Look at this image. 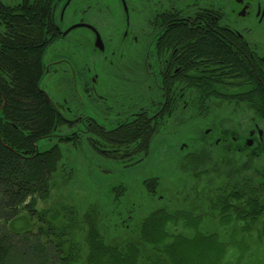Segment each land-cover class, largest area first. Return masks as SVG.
<instances>
[{
    "label": "flooded vegetation",
    "instance_id": "obj_1",
    "mask_svg": "<svg viewBox=\"0 0 264 264\" xmlns=\"http://www.w3.org/2000/svg\"><path fill=\"white\" fill-rule=\"evenodd\" d=\"M41 1L52 31L41 76L58 77L64 98L55 104L39 81L53 138H86L96 153L142 168L183 127L208 121L193 147L178 148V167L192 179L182 202H249V164L259 173L251 181L257 200L264 194V0H0V34L14 20L20 28L41 20ZM60 42L74 51L46 61ZM159 185L145 182L152 195ZM34 212V229L14 230L11 221L8 236L0 232V264H89L87 219L66 210L74 220L53 226L40 218L39 228ZM26 238L32 246L24 248Z\"/></svg>",
    "mask_w": 264,
    "mask_h": 264
},
{
    "label": "trees",
    "instance_id": "obj_2",
    "mask_svg": "<svg viewBox=\"0 0 264 264\" xmlns=\"http://www.w3.org/2000/svg\"><path fill=\"white\" fill-rule=\"evenodd\" d=\"M43 6L41 1V20L24 28H20L19 20H14V26L8 27L4 36L0 34V223L4 221L0 232L7 236L11 230L7 228L8 222L13 221V229L17 230L19 219L16 217L21 212L31 215L30 208L37 202H47L51 197L53 180L60 175V148L56 146L43 152L37 148L38 142L55 135L54 113L38 87L43 79L41 57L47 45H42L46 40L44 34L52 32L46 26L48 8ZM253 167L247 166L249 202H205L206 211L218 213L223 224L244 222L245 229L252 230L257 226L264 229V194L257 200V181H251L255 178L253 173L256 176L259 173ZM261 178L264 180L263 176ZM152 189L153 193L155 190ZM198 203L193 202L194 209L201 208ZM181 216L186 220L185 225L190 227L200 224L205 217L204 214L195 217L188 212L171 214L165 209L157 210L143 222L140 239L157 250L160 254L157 257H164L165 264H220L225 245L204 241L189 245L185 237L173 234V229L172 234L169 232V223L172 222L176 228ZM85 219L88 220V230L93 232L87 235L91 249L89 264H139L141 251L135 244L126 242V252L119 247L121 241L115 248L113 240H118L103 238L99 223L92 214ZM5 245L0 244V263L5 259Z\"/></svg>",
    "mask_w": 264,
    "mask_h": 264
},
{
    "label": "rangeland",
    "instance_id": "obj_3",
    "mask_svg": "<svg viewBox=\"0 0 264 264\" xmlns=\"http://www.w3.org/2000/svg\"><path fill=\"white\" fill-rule=\"evenodd\" d=\"M89 49L92 50L91 47ZM66 51L74 50L65 43H57L48 50L46 61L67 54ZM59 87L58 77H43L41 89L57 105L64 103V98L58 97ZM227 114L228 112L221 111L218 116L227 117ZM207 122L183 127L179 139L165 144L161 148V156L156 155L158 148H154L153 155L145 161L142 168L128 169L122 161L111 160L96 153L83 137H74L64 142H60L58 138L39 142L38 148L41 152L57 145L60 147L62 159L59 166L63 168V172L53 180L49 200L46 203L39 202L37 208V205L30 208L33 213L37 211V226L40 228L42 225L38 223L40 218L46 223H53V226L74 220L65 216L66 210L72 211L79 220L92 214L98 219V228L103 238L106 236L108 241H121L119 247L125 252L126 242L139 248V264H165L164 257H157L160 255L157 250L140 239L143 222L160 209H165L171 214L188 212L195 217L204 214L203 221L195 227L185 225L186 220L181 216L176 228H173L172 222L169 223V232L173 229V234L185 237L189 245L200 241L225 245L226 251L218 262L220 264H264V229L260 226L252 230L245 229L244 222L236 225L223 224L222 220L219 221L218 213L216 215L206 211L205 202H199L201 208L194 209L193 202L190 204L181 200L182 196L191 194L189 187L192 186V179L178 167L182 156L178 148L180 144H191L193 147L195 141L202 137L199 131L208 126L203 125ZM59 134L68 136L71 132L62 130ZM213 136L217 137L218 133ZM153 178H158L160 183L156 195L150 194L145 187V182ZM26 213L22 212L24 215L16 223L20 231L33 228L32 216ZM3 224L4 221L0 223L1 229L4 228ZM80 233L82 232H76L78 235ZM25 240L29 241L28 238ZM29 243L32 246L29 241L24 244V248ZM109 243L107 242L108 245ZM85 247L87 248L86 244ZM17 256L19 257V254Z\"/></svg>",
    "mask_w": 264,
    "mask_h": 264
},
{
    "label": "bare ground",
    "instance_id": "obj_4",
    "mask_svg": "<svg viewBox=\"0 0 264 264\" xmlns=\"http://www.w3.org/2000/svg\"><path fill=\"white\" fill-rule=\"evenodd\" d=\"M260 162V161H259Z\"/></svg>",
    "mask_w": 264,
    "mask_h": 264
}]
</instances>
